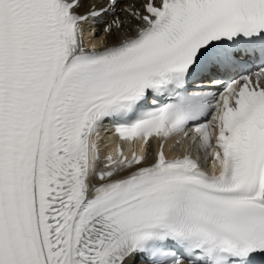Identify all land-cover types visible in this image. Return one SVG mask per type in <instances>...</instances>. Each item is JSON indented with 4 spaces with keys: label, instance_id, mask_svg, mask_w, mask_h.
<instances>
[{
    "label": "snow or ice",
    "instance_id": "1",
    "mask_svg": "<svg viewBox=\"0 0 264 264\" xmlns=\"http://www.w3.org/2000/svg\"><path fill=\"white\" fill-rule=\"evenodd\" d=\"M0 264H264V0H0Z\"/></svg>",
    "mask_w": 264,
    "mask_h": 264
}]
</instances>
